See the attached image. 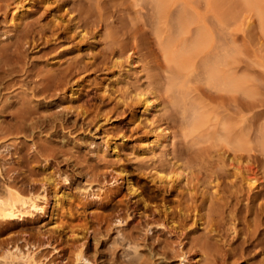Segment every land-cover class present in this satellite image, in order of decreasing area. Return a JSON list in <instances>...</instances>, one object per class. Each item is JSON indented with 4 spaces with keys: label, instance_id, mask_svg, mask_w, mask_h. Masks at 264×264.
<instances>
[{
    "label": "rangeland",
    "instance_id": "1",
    "mask_svg": "<svg viewBox=\"0 0 264 264\" xmlns=\"http://www.w3.org/2000/svg\"><path fill=\"white\" fill-rule=\"evenodd\" d=\"M150 1L0 0V183L47 180L50 211L55 195L72 194L77 213L58 212L67 227L54 244L62 248L73 228L89 256L74 264H120L133 255L129 236L150 264H264V19L241 0H215L246 46L238 44L249 88L202 84L211 122L194 136L183 129L165 70L168 31ZM242 108L246 149L220 134L227 121L240 133ZM49 218L34 227L47 231Z\"/></svg>",
    "mask_w": 264,
    "mask_h": 264
},
{
    "label": "bare ground",
    "instance_id": "2",
    "mask_svg": "<svg viewBox=\"0 0 264 264\" xmlns=\"http://www.w3.org/2000/svg\"><path fill=\"white\" fill-rule=\"evenodd\" d=\"M242 1L264 19V0ZM150 2L158 12L159 23L163 24L168 31L167 41L164 44V53L168 62L165 70L171 73L169 85L178 91L176 100L180 104L183 129L187 130L186 133L198 135L201 131H205L211 122L210 106L206 101L205 88L202 84L227 93L248 94L249 73L244 62L247 49H243V42L237 43V35L235 33V36L230 29V20L225 19V16L224 18L218 16L215 0L214 3L213 0L204 1V5L200 0H151ZM221 2L224 3V0ZM175 5H178V8L173 10ZM223 13L227 14L226 11ZM170 26H174V29L171 30ZM238 44L242 45V49ZM207 91V95H216L211 89ZM143 92H138V97H143L139 98L143 101V111H152L156 105L155 101L150 94ZM203 95L206 102L202 99ZM210 98L209 101H211ZM241 112L240 133L234 126L236 123L233 125L227 121L224 133L220 134L224 135L222 137L225 141L233 140L246 149L250 145L251 138L249 131L246 130V109L242 108ZM168 135V128L160 127L155 144L164 145ZM259 146L264 151V134L259 141ZM174 173L181 174L176 170ZM166 177L171 179L166 182L170 186L175 180L168 173ZM63 180H68V177L65 176ZM128 187L132 192L138 190L135 183L130 180ZM48 191L47 180L37 185L32 181L20 182L16 178L5 177L0 183V264H74L75 261L83 263L89 260L86 242L79 241L80 235L71 227L66 230V232L71 231L67 235L66 244L62 248L54 244V241L61 236V229L65 230L67 227L64 222L58 221V212L62 211L69 215L68 217H74L77 210L73 206L72 194L63 189L59 196L53 197L50 211ZM65 199L69 201L67 207L63 205ZM170 208V205H166L165 212L172 213ZM141 212L144 217L149 216L146 211ZM131 215L132 211H129L126 216ZM46 216L51 217L48 220L50 229L46 231L40 228L41 224L35 228L34 224L37 220ZM198 220L201 221L202 217L199 216ZM123 221H127L126 217H120L119 222ZM19 225L21 227L17 228ZM145 227L146 231L152 229L150 222H145ZM127 243L129 248H133V255L130 256V253H127L128 259L121 261L120 264H150V261L142 258L138 252V244L133 237L129 236Z\"/></svg>",
    "mask_w": 264,
    "mask_h": 264
}]
</instances>
